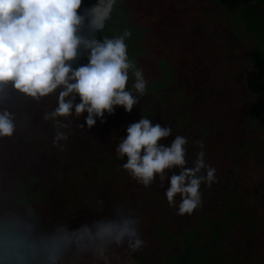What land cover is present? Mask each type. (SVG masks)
Returning a JSON list of instances; mask_svg holds the SVG:
<instances>
[{"label":"trees","instance_id":"obj_1","mask_svg":"<svg viewBox=\"0 0 264 264\" xmlns=\"http://www.w3.org/2000/svg\"><path fill=\"white\" fill-rule=\"evenodd\" d=\"M261 1L117 0L97 36L131 30L128 54L143 70L146 92L132 112L117 106L90 129L79 127L87 112L60 118L68 125L59 129L68 136L63 147L53 144L58 126L44 118L56 94L36 100L7 88L0 111L13 114L16 131L0 137V264H48L38 246L60 226L70 231L61 202L85 190L112 221L137 216L148 240L137 249L103 231L92 248L61 245L53 264H264ZM77 62L86 63V55ZM142 116L172 129L166 145L187 137L188 167L201 150L195 142L204 143L217 179L202 183V204L192 214L177 215L169 205L167 180L145 187L122 168L126 157L118 158L116 147Z\"/></svg>","mask_w":264,"mask_h":264},{"label":"clouds","instance_id":"obj_2","mask_svg":"<svg viewBox=\"0 0 264 264\" xmlns=\"http://www.w3.org/2000/svg\"><path fill=\"white\" fill-rule=\"evenodd\" d=\"M84 2L0 0V99L9 86L36 100L56 94V106L44 118L58 126L53 144L60 147L68 139L59 130L68 126L60 118H80L87 112L79 127L90 129L97 118L103 122L105 113L113 114L117 106L132 112L147 89L143 70L128 54L131 30L111 38L97 36L111 19L117 0H94L82 8ZM81 54L86 55V63L77 62ZM15 131L13 114L0 111V137H11ZM171 131L142 116L128 124L116 154L126 157L122 168L138 184L148 187L158 177L163 186L167 180L169 205L176 207L177 215L192 214L202 204V183L211 186L217 179L216 169L206 162L202 141L195 142L201 150L193 165L186 166L187 137L177 135L167 145L161 142ZM139 225L137 216L122 215L103 231L110 238L126 237L139 249L145 243ZM72 239V233L60 226L38 247L47 255L48 264H53L61 245H70Z\"/></svg>","mask_w":264,"mask_h":264},{"label":"rangeland","instance_id":"obj_3","mask_svg":"<svg viewBox=\"0 0 264 264\" xmlns=\"http://www.w3.org/2000/svg\"><path fill=\"white\" fill-rule=\"evenodd\" d=\"M261 8L264 12V0ZM259 8V7H258ZM261 26L264 27V24ZM258 184L264 190V174L260 178ZM262 212L264 213V192L258 196ZM216 201L215 197L209 199L210 206ZM253 203V201L251 202ZM63 215L65 216L73 239L69 248H78L83 245L92 248L102 239L103 230L109 226L112 221L107 217L100 207V201L94 192L85 190L75 194V200L72 203L62 201ZM141 239L146 243L148 236L141 232Z\"/></svg>","mask_w":264,"mask_h":264}]
</instances>
